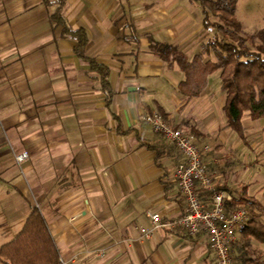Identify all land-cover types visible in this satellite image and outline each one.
<instances>
[{
	"label": "crops",
	"instance_id": "1",
	"mask_svg": "<svg viewBox=\"0 0 264 264\" xmlns=\"http://www.w3.org/2000/svg\"><path fill=\"white\" fill-rule=\"evenodd\" d=\"M56 8L44 0H0V247L39 208L61 256L73 264H217L204 232L191 235L176 225L156 228L150 239L141 232L153 227L149 212L172 222L186 210L174 177L183 156L145 119L159 108L194 135L216 184L248 185L259 202L250 217L264 223V180H248V169L233 175L236 162L220 165L234 138L221 81L213 85L211 74L199 96L187 97L178 90L179 66L169 68L153 49L173 44L192 57L211 37L201 6L66 0L68 24L87 31L88 56L110 69V93L76 54L77 43L54 25ZM244 129L242 152L264 154V119ZM22 152L28 157L17 162ZM232 258L264 264V242L239 227Z\"/></svg>",
	"mask_w": 264,
	"mask_h": 264
},
{
	"label": "trees",
	"instance_id": "2",
	"mask_svg": "<svg viewBox=\"0 0 264 264\" xmlns=\"http://www.w3.org/2000/svg\"><path fill=\"white\" fill-rule=\"evenodd\" d=\"M193 1L201 6L203 26L211 32V37L201 44L192 57L177 46L167 43L153 44L154 52L169 68L179 66L184 79L178 84V90L187 97L199 96L207 87L209 76L220 71L221 89L225 93L223 110L227 123L246 141L242 121L244 114L248 113L252 120L264 119V29L254 34L243 32L236 15L238 0ZM44 2L57 6L51 15L54 25L61 27V36L77 43L74 48L76 54L101 74V81L110 93V69L88 56L87 31L84 28L75 29L68 24L64 14L66 0ZM212 17L219 18V21L212 20ZM158 111L169 119L168 113L162 108ZM240 186L235 191L227 187L234 193V199L227 202V212L238 205H246L251 214L250 209L259 205V202L248 195V185ZM217 187L222 188L218 184ZM200 196L204 201L210 198V194L204 190L200 191ZM239 227L246 238L253 237L264 242V223L255 216H249ZM234 244L230 247L231 254ZM60 256L39 208L33 209L17 236L0 247V260L4 264H62Z\"/></svg>",
	"mask_w": 264,
	"mask_h": 264
},
{
	"label": "built area",
	"instance_id": "3",
	"mask_svg": "<svg viewBox=\"0 0 264 264\" xmlns=\"http://www.w3.org/2000/svg\"><path fill=\"white\" fill-rule=\"evenodd\" d=\"M145 119L156 133L174 143L183 156L182 162L175 169L174 177L185 199L186 210L172 222H162L159 213L149 212L153 227L141 228L143 237L150 239L155 229L161 226H180L191 235L204 232L216 255L217 264H233L230 247L237 240L238 227L249 219L248 207L238 205L227 212V202L234 199V193L217 187L208 173L203 150L194 135L175 127L159 111L148 113ZM209 148L208 145L204 147L205 150ZM27 157V152L15 154L17 162H22ZM201 190L210 194L208 201L202 200ZM60 261L62 264H73V260H65L62 256Z\"/></svg>",
	"mask_w": 264,
	"mask_h": 264
},
{
	"label": "rangeland",
	"instance_id": "4",
	"mask_svg": "<svg viewBox=\"0 0 264 264\" xmlns=\"http://www.w3.org/2000/svg\"><path fill=\"white\" fill-rule=\"evenodd\" d=\"M236 15L238 20L242 24L244 33L254 34L259 30L264 29V0H238L236 5ZM212 20L219 21V18L212 17ZM213 74V85L216 79L219 81L220 85L221 79L217 71ZM249 122H252V120L250 116L246 113V116L243 118V124L245 126H248ZM231 133L233 134L234 138L228 139V141L230 142V144L228 142V149L230 154L227 160L222 159V161H220V165H228L230 167H233L234 164H232V162H236L234 168H237L238 170L234 172L233 175H241L243 171L248 169L247 173H245L248 180H264V154L257 155L253 154L251 151L243 153L245 150H242V148L246 146L243 144L240 137L234 131H231ZM211 143H213V141ZM218 161L215 163L216 168L219 163ZM254 162L256 164H253ZM227 187L235 191L241 186L239 182V184L234 183L233 185L231 184Z\"/></svg>",
	"mask_w": 264,
	"mask_h": 264
}]
</instances>
